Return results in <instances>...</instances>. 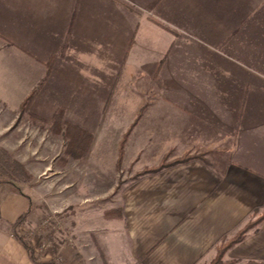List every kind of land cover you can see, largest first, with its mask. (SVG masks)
<instances>
[{
	"label": "crops",
	"instance_id": "0c3cea01",
	"mask_svg": "<svg viewBox=\"0 0 264 264\" xmlns=\"http://www.w3.org/2000/svg\"><path fill=\"white\" fill-rule=\"evenodd\" d=\"M0 38L34 52L36 99L49 86L104 102L91 113L100 148L117 153L136 121L127 157L137 143L153 166L205 151L208 165L141 178L123 193L124 219L107 216L123 221L138 264H209L264 207V0H0ZM1 185L0 264H39L7 224L31 199ZM227 259L264 262V222Z\"/></svg>",
	"mask_w": 264,
	"mask_h": 264
},
{
	"label": "rangeland",
	"instance_id": "374dc122",
	"mask_svg": "<svg viewBox=\"0 0 264 264\" xmlns=\"http://www.w3.org/2000/svg\"><path fill=\"white\" fill-rule=\"evenodd\" d=\"M9 44H0V146L12 152L34 176L31 183L18 182L16 187L3 183L11 193L26 194L31 199V213L23 232L36 244L41 261L138 264L130 256L123 221L106 215L108 210L124 205L123 193L128 185L145 169L153 167L149 165V148L139 156L138 143L132 152H127L132 155L125 156L127 141L138 122L123 133L120 144L127 135L123 151L117 149L114 154V149L99 147L98 142L104 143L101 137L104 134L98 130L99 118L91 115L104 102L73 101L65 94L50 91L48 86L46 93L35 97L23 112L24 97L34 88L38 91L43 88L34 83L39 62L35 61L34 52L24 51L11 40ZM105 103L107 106L110 101ZM59 106L65 108L67 118L92 131L95 143L83 160L67 154L66 139L51 129V119ZM126 119L121 117L123 122ZM186 153L205 154V151ZM166 156L168 161L180 157H172V152H167L159 164ZM1 180L4 177L0 175ZM257 216L251 212L228 237L248 221H255ZM77 256L83 259L79 261Z\"/></svg>",
	"mask_w": 264,
	"mask_h": 264
},
{
	"label": "trees",
	"instance_id": "16d2710c",
	"mask_svg": "<svg viewBox=\"0 0 264 264\" xmlns=\"http://www.w3.org/2000/svg\"><path fill=\"white\" fill-rule=\"evenodd\" d=\"M37 91L38 88L33 90L23 101L21 106L23 112L27 110L29 106H31L34 98L36 97ZM51 129L55 134L63 135V137L66 139L67 146L65 152L70 156L81 158L88 153L91 142L93 141L92 132L84 128L81 124L75 123L67 118L65 108L63 106L58 107L55 114L53 115L51 119ZM126 136L127 135H125L122 143L120 144L119 149H121V152L124 148ZM192 161H201L207 165L209 164V160L205 158V154L201 153H186L172 161H168V156H166L159 165L145 169L128 186L132 185L145 176L158 174L166 169L187 164ZM0 175L4 177V180H1L0 184L5 183L14 187H16L18 182L31 183L34 179V176L28 171L24 163L19 161L17 157L4 146H0ZM31 203L32 202H30V207L28 210L19 216L15 222L5 223L8 224L9 230L15 233L18 238L23 241L33 261L39 264H60L55 260L41 261L36 244L32 241L30 235H28L26 232H23L24 224L31 213ZM259 210H262V212L260 213ZM253 213L258 215L255 221H248L247 224L236 234L230 237L226 235L218 242V244L214 247L215 255L209 264H264V262L257 261L240 263L235 260L227 259V253L234 246L244 241L250 232L256 231L264 222V207L255 208ZM106 215L110 218L120 217L121 219H124V207L122 206L110 209L107 211ZM77 258L79 261H81V257L77 256Z\"/></svg>",
	"mask_w": 264,
	"mask_h": 264
}]
</instances>
